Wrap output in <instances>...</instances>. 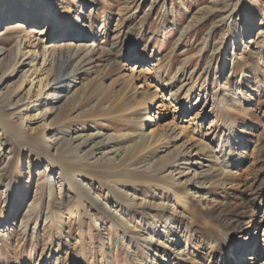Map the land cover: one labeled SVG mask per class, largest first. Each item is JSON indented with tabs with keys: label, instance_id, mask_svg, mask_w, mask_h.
Wrapping results in <instances>:
<instances>
[{
	"label": "rangeland",
	"instance_id": "374dc122",
	"mask_svg": "<svg viewBox=\"0 0 264 264\" xmlns=\"http://www.w3.org/2000/svg\"><path fill=\"white\" fill-rule=\"evenodd\" d=\"M18 1L25 3L26 8L21 17L12 11L17 5L16 0H0V47H10L18 41L24 54L32 47L40 51L43 45L47 48L54 46V36L68 35L72 21L81 11L79 18L83 30L93 36L94 44L99 48L98 68L93 70L97 73L82 72L76 86L79 90L82 84L91 81L86 99L77 105L73 102L63 105L58 126L65 130L115 136L135 133L134 123L138 120L123 114L131 100L116 105V91L130 81L133 67L134 77L138 69H146L142 80H134L138 99L143 98L146 89L143 80L150 85L147 90L153 92L156 85H171L170 89H176L190 73L200 75L190 103L195 105V110L199 103L198 94L201 93V98L208 97L205 119L198 117L194 123L190 118L196 111L178 113L167 93L163 94L161 101L159 94L157 105L163 104V107L149 112L153 121L145 127V133L171 125L189 128L196 139L204 140V129L221 130L227 125L228 115L232 117V126L246 129V147L241 150L242 154L227 158L236 186L229 185L226 193L229 194L224 198L229 197V204H236L247 194L245 198L257 206L258 211L254 226L246 236L249 239L253 234L261 240L260 228L264 227V0H219L217 5H213V0H55L52 13L48 8L38 10L37 17L27 10L34 6V3L29 6L28 2L33 0ZM34 1L37 4L46 0ZM211 8L215 10L212 12ZM11 18L13 20H8ZM4 19L6 23H2ZM40 31L44 32L43 41H35ZM186 31L187 34L182 36ZM27 58L24 55L19 61H27ZM186 60L189 63L183 77L180 69ZM40 63L41 59L37 66ZM156 67L162 68L158 75ZM35 68H24L30 78L14 98V101L19 98L24 101L9 117L12 129L0 123V264H132L124 249L115 245L117 231L111 228L109 218L87 199H83L80 206L64 173L59 177L60 169L77 170L73 174L87 177L88 191L110 209L116 208L111 196L96 183L97 178L79 168L74 161L53 157V143L48 137L54 132V126H50V112L44 118L39 114L48 104L46 96L40 98L36 94L37 79L29 92V80L34 78ZM20 75L21 72L17 73L0 90L3 92L7 86L10 88L15 84L16 88H10V95L15 96ZM104 87L107 94L104 93L101 103H97ZM213 91H216L214 96ZM109 102L115 107H106ZM211 122L212 127L209 126ZM200 125L202 129L199 130ZM207 138L204 141H210L212 136ZM40 140L48 142L49 153L36 151L33 147ZM151 190L148 186H141L139 193L142 196L139 195L138 199L155 194L156 191ZM133 191H137L134 186L130 189L131 193ZM215 200L221 201V198L217 195ZM32 205L36 206L35 210ZM47 206L51 213L45 221ZM29 209L34 212L30 220ZM119 209L126 213L125 219L131 223L124 228L136 234L141 229L139 224L136 225L141 222L140 214L128 204H122ZM132 213L137 214L136 221ZM20 221H28L26 235L24 228H17ZM4 226H7L5 230ZM8 228L12 231L8 232ZM235 232L233 237H236ZM101 236L106 237L105 247L101 246ZM107 240L112 245L109 246ZM253 257L255 259L251 260ZM243 259L246 264H264V249L258 253L246 252ZM213 260L216 261V257Z\"/></svg>",
	"mask_w": 264,
	"mask_h": 264
},
{
	"label": "bare ground",
	"instance_id": "6f19581e",
	"mask_svg": "<svg viewBox=\"0 0 264 264\" xmlns=\"http://www.w3.org/2000/svg\"><path fill=\"white\" fill-rule=\"evenodd\" d=\"M28 2L29 6L34 3V6L27 8L34 17L39 15L38 10L43 11L46 8L52 13L55 4V0H46L37 4L34 0ZM218 2L219 0H213V5H217ZM16 3L12 11H16L21 17L26 11L25 3L22 4L18 0ZM211 9L212 12L215 10ZM233 12H230L228 19ZM81 13L78 11L76 18L72 21L73 25L68 35L54 36L56 39L54 46L47 48L43 45L40 51L32 47L33 49H28L24 54L21 43L18 41L10 47H0V89L21 72L19 86H17L18 93L15 96L10 95V88H16L15 84L10 88L7 86L3 92L0 90V123L12 129L9 117L14 114L18 104L24 101V98L16 99V101L14 98L18 96L22 85L30 78L28 73L26 74L28 71L24 68L36 67L34 78L29 80V92L33 88L34 79H37L36 94L40 98L46 96L45 102L48 104L47 108L39 114L44 118L50 112V126H54V132L48 137L49 142L53 143V157L74 161L79 168L97 178L96 183L107 191V195H110L114 204L117 205L116 208L110 209L106 203H101L102 200L94 193L88 191L85 180L87 177L84 174H73L77 170L69 169L71 171L68 170V172L60 169L59 177L64 173L70 188L77 195L80 206L83 199H87L97 211L109 218L111 228L117 231L115 245H120L124 249L132 264H246L243 262L246 252L258 253L264 249V227L260 228L262 229L261 240L253 234L249 239L246 236L247 231L254 226L258 208L245 198L247 194L236 204H229L230 198H224L228 196L227 190L230 188L229 185L232 186L235 178L230 173L231 164L228 163L227 158H230L232 154L238 155L246 147V129H237L232 126L233 124L230 123L232 117L228 115L227 125L221 130L206 128L204 134L200 132L204 140L212 136L210 141L196 139L186 127L163 126L160 129L150 130L148 133L144 130L153 121L149 112L163 107V104L157 105L159 94L161 101L163 94L167 93L170 103L174 104L178 113L196 111L194 117L190 118L194 123L198 117L204 120L208 97L201 98V93L198 94L199 103L195 110V105L190 103L198 86L195 85L200 81V75L194 76L190 73L183 84L176 89H170L171 85H156L153 92L147 90L150 85L148 86L146 80H143L146 89L145 92L143 91L144 94L142 93L143 98L138 99L134 80L139 78L142 80L146 69H138L134 77L133 67L130 71V81H126L124 86L116 91L118 97L116 105L131 100L129 108L124 110L123 114L125 117L138 120L134 123L137 128L135 133L123 136L101 132L81 134L58 126L63 105L69 102L77 105L88 95L91 81L82 84L79 90L76 88L81 73H94L93 70L98 68L96 59L99 56V48H96L93 36L83 30L84 26L79 18ZM2 23H6V20L4 19ZM186 34L187 31L182 36ZM36 35L35 41H43L41 38L44 32H37ZM23 38L25 39L26 36ZM24 55L28 56L27 61H19ZM39 59L41 63L37 66ZM188 63L189 60H186L184 67L180 69L183 77ZM155 69L157 75L162 71V68ZM41 71L43 74H40ZM157 80H159L158 77ZM109 86L112 87L111 84ZM105 90L107 89L104 87L100 91L102 98L97 103L105 97ZM215 94L216 91H213L212 96ZM110 104L106 107H115ZM222 104L224 105L223 101ZM186 105L187 108H185ZM198 108L200 109L197 110ZM111 109L106 111L109 112ZM212 125L211 122L209 126L212 127ZM198 128L200 130L202 126ZM15 134L20 136L18 133ZM47 145L48 142L40 140L33 147L36 151L43 150L49 153L50 149ZM108 182L113 185L106 187L104 184ZM133 186L137 191L131 193L130 189ZM141 186H148L156 191L155 194L150 195L151 199L145 197L138 199L139 195L142 196V193H139ZM217 195L221 201L215 200ZM122 204H128L140 214L141 222H137L136 225L139 224L141 229H137L139 231H136V234L124 228L131 223L125 219L126 213L119 209ZM32 207L35 210L36 206L32 205ZM50 213L51 210L47 206L45 221L50 218ZM28 214V220H30L34 214L32 209L28 210ZM131 215L136 221L137 214ZM22 221L17 228H24L21 230L26 235L28 221ZM242 225L246 227L242 228ZM6 228L7 226H4V230ZM134 228L137 227L134 225ZM7 231L12 230L8 228ZM234 232L236 237H233ZM100 238L101 246L105 247L106 237ZM215 257L216 261L213 260ZM253 259L255 257L251 258Z\"/></svg>",
	"mask_w": 264,
	"mask_h": 264
}]
</instances>
